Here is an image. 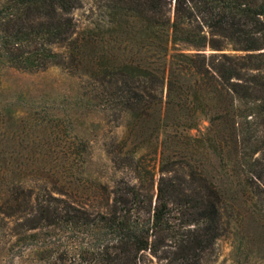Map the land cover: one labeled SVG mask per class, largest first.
Wrapping results in <instances>:
<instances>
[{"label": "trees", "instance_id": "16d2710c", "mask_svg": "<svg viewBox=\"0 0 264 264\" xmlns=\"http://www.w3.org/2000/svg\"><path fill=\"white\" fill-rule=\"evenodd\" d=\"M96 6L101 22L79 26L80 0H0V64L84 74L92 99L153 146L157 166L110 152L133 176L90 196L58 178L16 183L0 201V264H201L229 198L192 148L212 154L239 201L264 219V0ZM200 117L206 129L187 136Z\"/></svg>", "mask_w": 264, "mask_h": 264}, {"label": "rangeland", "instance_id": "374dc122", "mask_svg": "<svg viewBox=\"0 0 264 264\" xmlns=\"http://www.w3.org/2000/svg\"><path fill=\"white\" fill-rule=\"evenodd\" d=\"M96 2L80 0L72 11L79 26L101 22ZM89 81L78 71L54 65L27 71L0 64V201L17 184L58 178L56 184L64 189L90 196L97 184L110 188L117 179H131V168L112 163L110 152H130L157 166L153 146L138 144L123 116L92 99L97 89ZM207 125L200 117L185 134L197 137ZM192 149L194 164L229 198L221 210L223 231L202 252L201 264H264V219L239 201L212 154ZM157 177L155 173L153 189ZM153 264L162 263L153 259Z\"/></svg>", "mask_w": 264, "mask_h": 264}]
</instances>
